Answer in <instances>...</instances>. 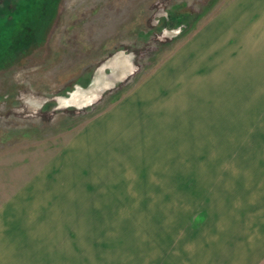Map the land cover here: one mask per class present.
I'll return each mask as SVG.
<instances>
[{
    "label": "rangeland",
    "instance_id": "obj_1",
    "mask_svg": "<svg viewBox=\"0 0 264 264\" xmlns=\"http://www.w3.org/2000/svg\"><path fill=\"white\" fill-rule=\"evenodd\" d=\"M234 1H53L39 42L0 63V264L254 257L264 182L243 165L262 159L264 178V21L236 64L212 25Z\"/></svg>",
    "mask_w": 264,
    "mask_h": 264
},
{
    "label": "crops",
    "instance_id": "obj_2",
    "mask_svg": "<svg viewBox=\"0 0 264 264\" xmlns=\"http://www.w3.org/2000/svg\"><path fill=\"white\" fill-rule=\"evenodd\" d=\"M264 21V0H235L234 2L230 3L221 13H217L216 19L214 18L213 26H215V22H220L221 23V31H216V36L219 35L221 32V39H223L224 33L227 35V41L229 43L228 47L231 51H233L234 55L233 58L234 60L236 59V64L242 65L244 62V55L245 51L247 50V44L249 40V32H250V27L251 26H256L257 24H261V22ZM259 22V23H258ZM226 29V30H225ZM230 29H232L231 34L233 33V37L230 34V37H228ZM264 40V32L260 33ZM259 36V37H261ZM219 38V37H217ZM254 40H261V38L255 37ZM232 41V42H231ZM247 42V43H246ZM259 45H256L254 48H258ZM244 53V54H243ZM238 54V57H237ZM229 56V55H228ZM237 57V58H236ZM133 104L128 106L127 109H125L126 113L120 112L121 108H114L112 113H109V115L105 120H109L107 122V125L105 124V127L107 128L110 125V122L112 121L111 127H114V123H117L118 118L123 119L124 117L130 118L126 116L125 114H128L129 116L131 115V112H134L137 108H132ZM111 118H110V117ZM118 116V117H117ZM126 118V119H127ZM98 123L92 122L90 126L85 129L83 133H88L90 131L91 127L92 130H95L94 133H100V130L98 129L99 126H97ZM111 127L109 128L110 130ZM109 129L107 130L108 133L110 132ZM88 130V131H87ZM92 131H90L91 133ZM105 133V132H104ZM262 159H254L253 162L250 161V158H244V176L251 170V167H255V174L254 177L251 178L249 175L248 179L249 182L254 181L255 183L257 182L258 184L261 182H264V178L262 179L261 177V169H262ZM253 163V165H251ZM258 171V172H257ZM256 176V178H255ZM257 181H256V180ZM264 185V184H263ZM255 189L254 183L252 184ZM260 188L261 186L258 185ZM264 189L262 188V191ZM257 194V192H253ZM262 209L264 208V204L258 205L255 207V209ZM206 213V212H204ZM253 214V213H251ZM208 214H205V217L203 218L202 221H199V224L196 225H190L191 228H188L189 230H192L190 232L189 236L192 235H197L202 231V227L205 222V219H207ZM264 218V213H260V211L255 212L253 215L252 219H248V227L246 228L245 231V236L249 243L252 245L254 257L252 259L248 258L246 264H264V223L260 221V218ZM251 218V217H250ZM193 220V218L191 217ZM190 219V221H191ZM264 222V221H263ZM237 238L235 235L231 237L232 240H236ZM244 239V238H243ZM225 252V251H224ZM224 252L222 256L224 255Z\"/></svg>",
    "mask_w": 264,
    "mask_h": 264
},
{
    "label": "flooded vegetation",
    "instance_id": "obj_3",
    "mask_svg": "<svg viewBox=\"0 0 264 264\" xmlns=\"http://www.w3.org/2000/svg\"><path fill=\"white\" fill-rule=\"evenodd\" d=\"M6 1L0 4V21H3L0 25L2 65L6 64L3 63L5 60L25 57L28 48L39 42L46 27L45 21L53 15L55 3L54 0H13L11 6V2Z\"/></svg>",
    "mask_w": 264,
    "mask_h": 264
}]
</instances>
